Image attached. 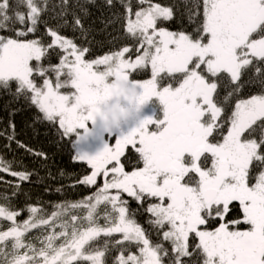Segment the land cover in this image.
<instances>
[{"label": "snow or ice", "instance_id": "snow-or-ice-1", "mask_svg": "<svg viewBox=\"0 0 264 264\" xmlns=\"http://www.w3.org/2000/svg\"><path fill=\"white\" fill-rule=\"evenodd\" d=\"M90 6L116 33L94 58ZM0 88L68 142L163 105L74 154L77 201L29 203L34 171L0 157V264H264V0H0Z\"/></svg>", "mask_w": 264, "mask_h": 264}, {"label": "trees", "instance_id": "trees-1", "mask_svg": "<svg viewBox=\"0 0 264 264\" xmlns=\"http://www.w3.org/2000/svg\"><path fill=\"white\" fill-rule=\"evenodd\" d=\"M103 0H96L98 5ZM91 13L88 23L93 31L87 39L91 41L86 46L90 47L93 57L105 54L110 47L112 35H116L109 27L105 30L102 20L110 14L103 8L95 6L89 7ZM185 23L187 21L185 20ZM177 26H173L175 30ZM68 36L75 35L78 39L80 34L73 33L71 29L66 30ZM53 63L58 62L55 58ZM149 73H133V79H142ZM15 112L14 115H10ZM36 110L28 106L23 99H13L12 95L5 89L0 88V131L6 126L11 118L16 125V140L28 145L36 151H43L48 154V160L42 161L32 154L26 152L23 148L16 145L15 142L8 146V141L4 136H0V157L8 160H15L18 166L34 171L32 182L22 185L24 191L28 194V202H43L45 206L51 207L52 204L60 203L65 200L77 201L90 194V190L84 186L72 187L76 178L82 177L85 173L86 165L82 162L73 160L74 154L80 150L79 143L72 139L71 142L59 141L56 131L46 123H34ZM10 179V177H5ZM47 189V191H46ZM57 189H60L58 192ZM5 191V185L0 184V193ZM26 197L20 195L16 197L15 204L17 208H25ZM133 206H135L133 204ZM28 213L25 211L19 219H26ZM143 224L146 217H138ZM147 226V225H145Z\"/></svg>", "mask_w": 264, "mask_h": 264}, {"label": "rangeland", "instance_id": "rangeland-1", "mask_svg": "<svg viewBox=\"0 0 264 264\" xmlns=\"http://www.w3.org/2000/svg\"><path fill=\"white\" fill-rule=\"evenodd\" d=\"M132 78V77H131ZM150 76H147L143 79H149ZM146 106L143 105L139 112L128 122L121 125L120 129L116 132L107 133L101 132L99 129L87 140L79 143L80 149L87 151L90 154H95L103 149L105 143L114 144L117 134L127 133L131 131L140 121L137 120L138 114H142L146 111Z\"/></svg>", "mask_w": 264, "mask_h": 264}, {"label": "flooded vegetation", "instance_id": "flooded-vegetation-1", "mask_svg": "<svg viewBox=\"0 0 264 264\" xmlns=\"http://www.w3.org/2000/svg\"><path fill=\"white\" fill-rule=\"evenodd\" d=\"M147 76H150V74H148ZM146 106V111L142 114H138V121H141L144 118H147L149 116L153 117V118H160L163 115V105L159 102L158 99L153 98L152 100H150L149 102H147L145 104Z\"/></svg>", "mask_w": 264, "mask_h": 264}]
</instances>
